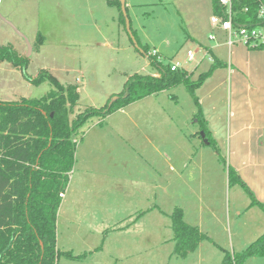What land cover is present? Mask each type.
<instances>
[{
  "label": "rangeland",
  "instance_id": "rangeland-1",
  "mask_svg": "<svg viewBox=\"0 0 264 264\" xmlns=\"http://www.w3.org/2000/svg\"><path fill=\"white\" fill-rule=\"evenodd\" d=\"M11 1L0 0L1 14ZM33 3V22L15 26L30 40L29 56L23 40L0 19V45H11L28 61L24 72L0 62V100L45 95L49 83L32 84L24 73L34 78L46 70L61 84L79 87L77 112L102 106L133 73L156 75L119 23L117 3ZM125 5L135 41L148 45L149 53L162 64L177 63L189 73L196 69L192 80L208 69L211 61L204 50L224 39L211 28V0H125ZM212 33L215 40L209 38ZM187 50L196 51L191 61ZM216 52L226 60V46ZM231 82L223 71L216 72L200 91L195 90L197 103L184 84L158 93L148 106L143 103L137 110L140 114L130 112L134 124L130 123L128 138L119 132V128L125 130L121 114L107 117L101 126L90 129L92 133L89 128L100 117H89L81 126L85 135L76 144L56 223L57 249L86 256L72 261L60 255L56 264H221L224 252L232 264L234 256L238 260L239 253L256 238L254 228L257 221L264 223V213L252 205L245 188L228 182L226 147L220 145L217 152L204 144L199 135L202 130L195 123L199 108L225 118ZM227 120L228 115L226 129ZM130 141L136 149L129 146ZM175 207L182 210L186 223L212 240H203L186 257L174 253L169 215ZM139 212L135 224L123 232L110 231L109 227L129 223ZM238 264H264V258L248 257Z\"/></svg>",
  "mask_w": 264,
  "mask_h": 264
},
{
  "label": "trees",
  "instance_id": "trees-1",
  "mask_svg": "<svg viewBox=\"0 0 264 264\" xmlns=\"http://www.w3.org/2000/svg\"><path fill=\"white\" fill-rule=\"evenodd\" d=\"M107 1L117 3L118 21L124 26L119 2ZM211 3L213 13L223 15L224 9L218 0H211ZM261 3L264 0H235L232 6L235 26L258 25L256 15ZM131 31L135 37V32ZM137 43L143 50L142 54L156 69V75L133 73L122 89L100 107H85L74 112L79 99L77 86L61 84L46 70H40L34 78L24 73L32 84L49 83L51 88L45 95L0 100V264H56L60 255L69 260L83 259L86 254L59 251L56 246L57 212L74 165L77 141L84 134L81 126L91 116L96 115L101 121L122 107L178 84H184L197 103L195 89L216 68L223 66L213 58L208 69L192 80L191 73L180 68L171 70V63L162 64L156 55H150L148 45ZM0 62H8L23 72L28 64L27 59L20 57L11 45H0ZM195 117L208 145L218 152L200 108ZM227 175L229 183L235 182L245 188L253 199L252 205L264 211V205L255 200L230 167L227 168ZM169 217L175 242L174 253L178 256L186 257L194 252L205 239L212 242L197 226L184 221L179 207H175ZM248 257L264 258V232L239 253L237 261L234 256V264L242 263ZM221 264H232L227 252H224Z\"/></svg>",
  "mask_w": 264,
  "mask_h": 264
},
{
  "label": "crops",
  "instance_id": "crops-1",
  "mask_svg": "<svg viewBox=\"0 0 264 264\" xmlns=\"http://www.w3.org/2000/svg\"><path fill=\"white\" fill-rule=\"evenodd\" d=\"M211 10L213 13V7H211ZM212 30H216V32L220 31L221 34H223V38L225 39L224 33L221 30L214 28H212ZM224 39L222 43L218 42L213 45V47L204 50L205 52H208L207 50L210 51L209 56L212 58L211 60L208 58L211 61L210 64L212 63L213 58H216L223 64V66L216 68L211 73V75L207 77L203 81V83L195 90L200 91L204 87V84L208 80H211L213 75H215L218 71H223L224 76L228 78V81L231 79V84L228 83L227 86L229 98L226 100V102H228V107L226 109L225 106V118L222 117L221 120V116L219 117V115L213 117V115L209 114V111L207 109H202V116L206 122L209 136L214 140L218 149L221 150L222 148L220 147V145H222L225 146L227 152H229V161H227L229 165L228 167L233 169L238 174L240 179L244 182L246 187L250 190V192H253L252 194H254L253 196L255 200L264 205V53L261 49H249L242 44H236L229 50L228 47L224 44ZM223 45L227 47L226 60L225 57L216 52L217 48ZM194 71L190 72L191 76L194 74ZM78 81L79 80L77 79L75 84L78 85ZM77 90L79 92V87L77 88ZM157 95L158 94L149 95L107 115L103 120L93 124L89 128L88 133H92V131L90 132V129L95 128V126H101V124L105 122V119L107 117H110L114 114H121L119 116L125 122V130L119 128V132H124L128 138V128H130V123L131 125L134 124V117H128L130 115V112H132V114L135 112H139L137 110L143 107V103L148 106L152 102V100H154L151 99V97ZM78 102L79 99L77 103ZM125 112L127 113L125 114ZM123 115L128 117V122ZM226 115H228L227 129L225 126ZM135 120H137V118H135ZM196 122L197 121H195V123ZM110 131L108 130L109 133ZM117 135H120V133ZM143 135L146 139H148L147 134ZM220 142L221 144H219ZM129 146L132 149L137 148V146L131 141ZM65 197L66 191L61 198V203L62 201H64ZM61 206L62 204L59 206V209ZM259 209L264 213V211L260 207ZM139 213L140 214L136 213V215H134L135 218L132 219L129 223L122 224L120 222L114 227H109V229H111L110 231H118L119 233L123 232L126 228H129L131 224H135L134 221L141 215L142 212ZM256 223L258 225H256V227L254 228L255 233L253 234V238H257L259 236L258 234L260 233H257L258 230H263L260 232H264V229H261L263 228L264 223L262 224V222L260 221H257ZM57 244L58 236L56 229V246ZM97 249H101V246L97 247L95 250Z\"/></svg>",
  "mask_w": 264,
  "mask_h": 264
},
{
  "label": "built area",
  "instance_id": "built-area-1",
  "mask_svg": "<svg viewBox=\"0 0 264 264\" xmlns=\"http://www.w3.org/2000/svg\"><path fill=\"white\" fill-rule=\"evenodd\" d=\"M235 0H218V3L223 7V15L212 13L210 17V25L214 29H219L224 33V44L230 50L236 44H242L249 49H261L264 53V3H261L257 10L256 19L259 20V24L256 26L250 25H238L234 23L233 2ZM239 1V0H237ZM212 40L216 39L215 33L209 35ZM209 55L205 52V55ZM151 55V53H150ZM153 56L155 54H152ZM188 60H193L196 55V51L187 50ZM211 60L212 58L208 56ZM157 58H159L157 56ZM171 70L180 68L177 63H171ZM63 196V194H61Z\"/></svg>",
  "mask_w": 264,
  "mask_h": 264
},
{
  "label": "flooded vegetation",
  "instance_id": "flooded-vegetation-1",
  "mask_svg": "<svg viewBox=\"0 0 264 264\" xmlns=\"http://www.w3.org/2000/svg\"><path fill=\"white\" fill-rule=\"evenodd\" d=\"M33 2H35V0H12L11 5L6 3L7 6L5 7V10L2 14L0 11V19L2 20V23L6 27H9L12 30L13 34H15L16 36L18 35L11 28V24L16 26L29 25L30 23H32V18H34L31 10L34 6ZM18 37L21 38L20 36Z\"/></svg>",
  "mask_w": 264,
  "mask_h": 264
},
{
  "label": "water",
  "instance_id": "water-1",
  "mask_svg": "<svg viewBox=\"0 0 264 264\" xmlns=\"http://www.w3.org/2000/svg\"><path fill=\"white\" fill-rule=\"evenodd\" d=\"M111 1H114V0H111ZM119 2V6H120V11L123 15V18H124V26H125V30L127 31V33L129 34L135 48L142 54L143 53V50L139 47L137 41H135L134 39V35L131 31V27H130V24H129V19H128V16H127V13H126V5H125V0H116ZM10 23V22H9ZM11 24V23H10ZM11 28L13 29V31L22 38L23 42L25 43L26 45V50H27V54L26 56H29L30 55V52H31V49H32V45L30 43V40L29 38L23 34L22 32H20L13 24H11ZM200 137L202 138V142L204 144H208V140L205 138V134L203 131H200L199 133Z\"/></svg>",
  "mask_w": 264,
  "mask_h": 264
}]
</instances>
